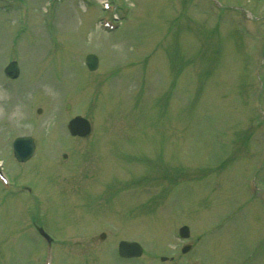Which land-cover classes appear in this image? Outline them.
<instances>
[{"label": "rangeland", "instance_id": "374dc122", "mask_svg": "<svg viewBox=\"0 0 264 264\" xmlns=\"http://www.w3.org/2000/svg\"><path fill=\"white\" fill-rule=\"evenodd\" d=\"M19 1L0 5V160L36 198L25 201L13 186L0 199V264H43L31 215L58 240L53 264H264V198L249 199L247 185L262 124L258 83L246 77L259 61L248 58L245 34L256 26L264 37V0L220 1L246 8L256 25L238 10L222 13L231 23L213 20L207 0H115L112 32L96 20L100 0H56L48 18L49 0H26L19 32ZM89 52L99 58L94 71L84 67ZM10 59L21 66L16 79L2 72ZM77 113L92 120L91 137L68 134L66 120ZM222 124L224 143L216 140ZM17 135L36 141L24 163L11 153ZM253 180L264 194V166ZM175 221L198 242L185 255ZM120 239L138 241L142 254L114 255Z\"/></svg>", "mask_w": 264, "mask_h": 264}, {"label": "water", "instance_id": "95a60500", "mask_svg": "<svg viewBox=\"0 0 264 264\" xmlns=\"http://www.w3.org/2000/svg\"><path fill=\"white\" fill-rule=\"evenodd\" d=\"M88 64L91 68H94L96 65V57L89 56ZM5 72L9 76H15L17 74V66L16 62L12 61L9 65L5 68ZM69 127L73 133L85 134L88 131V123L85 119L76 116L69 122ZM26 145H29L28 142H25ZM23 144L21 140L15 141V147L20 148ZM31 149V148H30ZM17 152V151H16ZM186 231V229L184 230ZM140 247L136 243H131L127 241L120 242L119 245V253L122 255H136L139 254Z\"/></svg>", "mask_w": 264, "mask_h": 264}]
</instances>
